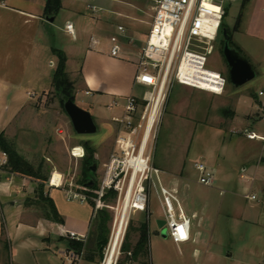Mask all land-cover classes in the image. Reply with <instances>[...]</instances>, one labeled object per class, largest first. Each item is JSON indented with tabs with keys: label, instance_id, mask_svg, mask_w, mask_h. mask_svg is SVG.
<instances>
[{
	"label": "rangeland",
	"instance_id": "1",
	"mask_svg": "<svg viewBox=\"0 0 264 264\" xmlns=\"http://www.w3.org/2000/svg\"><path fill=\"white\" fill-rule=\"evenodd\" d=\"M123 1L139 5L141 10H144L143 13L140 11L143 21L145 23L150 21L152 16L150 8L156 4V0ZM78 5L80 9L84 8L87 11L83 4ZM222 11L219 34L212 43V52L207 56L205 68L228 78L227 66L221 53V29L226 28L232 45L250 62L256 72V77L237 89L227 83L223 93L219 95L176 83L169 87L162 106V117L154 131L157 136V142L154 140L156 142L154 143V147L156 144L154 160L157 163L166 156L165 143L169 139L171 126L178 127V123L180 124L192 116L195 121H202L203 118L215 119L213 122L216 125L226 129L233 117L236 98L237 104H241L242 107L239 111H245L248 114L256 112L257 106L252 100L254 96L264 105V96H257L259 90H264V0H222ZM117 34L115 31V36L110 38L108 46L102 48L101 54H99L102 55L100 64L107 69V72L110 69L109 73H112L107 85L113 82L115 85H119L122 79L131 75L129 68L120 70L112 68L105 58L106 55H109L111 42L117 45L120 43ZM146 39L147 35L141 32L134 46L140 48L145 44ZM56 47L58 48L57 45ZM72 65L74 68L66 75L68 82L73 87L71 92L74 97L73 101L78 107L91 114L97 128L95 134L78 135L74 132L70 120L63 110V103L53 89L46 97L44 109H40V113L43 114L42 120L39 121L38 126H34L35 128L28 131L27 127L23 126L27 110L17 108L18 104L8 102L9 98L7 99L6 95H1L0 133L18 155L31 166L35 169L42 166L41 175L46 179L43 188L45 195L48 196L47 192L50 189L58 188V186H56L57 188L50 186V181L56 172L60 175L57 174L55 185H59L61 178L63 185L72 182L75 190L89 197L87 204L67 203L62 191L63 202L69 210L68 224L82 226L84 234L88 235L85 250H95L97 220L94 217H96V213L100 211L108 215L109 237L116 215L114 209L118 203L119 208L121 206L122 178L120 176L113 181L110 189L107 188L106 185L110 178H108L105 168L114 151L115 140L120 133L121 126L111 122V118L113 116L120 117L121 100L115 94L101 95L90 86L88 88L91 92L86 96L84 94L86 88H83L81 83L82 77L78 70V62H72ZM75 68L77 69L74 70ZM51 72L52 70L49 69L48 73ZM104 81L103 83L106 84ZM144 92L143 88L137 87L133 91V95L141 98ZM20 96L21 101L26 100L27 97V99H33L31 96H25L24 92H21ZM38 97H40L39 94L35 96L34 100L25 102H28L29 105L36 103ZM113 102H117L118 106H112ZM108 106L111 107L107 108ZM15 112H17L16 118L9 122L11 114ZM254 118L256 117L252 118V124L256 123ZM198 130L200 131L201 127H197ZM245 130H247L246 127L245 129L240 128L239 133L242 134ZM254 132L264 135V118L259 120ZM184 134L182 132L181 135ZM226 141L224 146L229 151L230 161L228 164L221 161L220 165L221 167L228 165L225 167L232 169L230 170L232 171L231 188H226L220 181L222 174L218 172L214 173L216 185L211 188L201 185L198 182V173L193 170L192 164L187 162L189 182L188 188L183 190V194L191 204V208L198 211V216L191 220V225L194 233H200L193 242L177 247L168 236L161 237L158 222L164 220V209L160 204L161 197L159 196L158 199L156 193L158 184L155 177H153L155 186L149 178L144 181V190L148 199L147 206L145 212H135L131 215L124 244L134 246L138 236L130 228L135 229L140 224H145L149 233L150 256L146 264H242V262L264 264V161H259L260 158H264V144L258 141H247L238 134H227ZM84 143L92 151L91 154L83 149ZM74 146L82 148L75 151V156L74 148H71ZM89 155L92 156V162H89L88 167L92 164L96 167L94 189H88L83 185V181L86 179L82 175L83 158ZM178 156L174 158L178 160ZM244 168L247 169L246 175L251 173L254 177L251 190H249L251 183L239 178V174ZM38 184L39 182L36 181L22 187L20 191L24 192V196L23 198L20 197L21 195L15 196L17 201L14 207H12L14 204L10 206L7 204V199L0 197V264H63L64 262L62 252L67 249V241L58 240L61 236L60 226L48 223L46 206L36 197L35 190ZM161 185L163 186L162 181ZM224 187L226 191L234 188L233 194L227 191V193L219 195V190ZM11 191L14 192V188ZM251 194H254L255 200H246L244 196ZM56 195L58 193L54 196ZM176 196L181 207H184L181 193ZM10 198L12 199V197ZM203 202H209V219H205L200 213ZM87 205L95 214L89 221L90 224L84 220L85 215L89 212ZM173 207L175 208L174 204ZM120 212L119 209L118 214H121ZM252 213L256 214L258 218L241 221L245 215L252 216ZM46 238L49 239L48 242L44 240ZM231 253L232 257H228L227 255ZM139 262L144 263L142 260H138L131 264H139Z\"/></svg>",
	"mask_w": 264,
	"mask_h": 264
},
{
	"label": "crops",
	"instance_id": "2",
	"mask_svg": "<svg viewBox=\"0 0 264 264\" xmlns=\"http://www.w3.org/2000/svg\"><path fill=\"white\" fill-rule=\"evenodd\" d=\"M1 1L4 2V6L0 5V100L2 99L1 95H6V98H9L8 102L18 104L17 108L27 110V117L23 124V126L27 127V131L39 125V121L42 120L43 116L40 113V109H44L46 97L52 90V77L58 62L57 57L53 54V50L59 51L65 56V71L68 74L74 68L72 62H78L82 86L86 88L85 92H89V94L91 90L88 86L101 95L115 94L122 101L129 96L134 97L133 91L137 87H141L145 91L147 90V88L134 83L138 59L144 47L143 45L137 48L134 45L141 32L147 35L152 18L151 16L150 21L145 23L142 19L143 15L140 16L144 10H141L139 5L123 0H59V10L56 13H47V0ZM78 4H83L86 10L87 5H95L101 8L102 11L96 14L87 12L88 10L85 11L84 8L80 9ZM154 6L150 8V11H152ZM51 19L53 21L50 22ZM119 27L122 28V31L118 30ZM67 28L72 29L71 34L66 32ZM115 31L118 33L116 36L120 40V43L117 45L111 42L110 46L111 48L116 46L119 49V54L117 57H112L109 51V55H106L105 58L109 61L112 68L118 70L129 68L131 75L122 79L119 85H115L114 82L107 85V81L112 73H109L110 69L107 72V69L100 64L102 55L99 54H101L102 48L108 46L110 38L115 36ZM93 68L96 69L93 70ZM49 69L52 70L51 73H48ZM21 92H24L25 96H31L33 99H27V97L26 100L21 101ZM34 94L35 96L39 94L40 97L37 98L36 103L29 105L25 101L34 100ZM252 100L257 106L256 112L248 114V112L239 111L241 104H237L236 98L233 117L226 129L216 125L213 122L215 119L209 120L208 118H203L202 121H195L190 116L188 120L180 122V124L178 123V127L176 125L170 127L169 139L165 143L166 156L160 159L158 163L154 160V150L151 164L159 171V180L162 181L165 188L174 191L176 195L181 193V200L184 204L182 210L191 220L198 216V211L191 208V204L188 203L183 194V190H187L189 182L187 162L192 164L195 172H197L194 168L195 163H203L212 171L213 184L209 186L210 188L216 185L214 178V173L216 172L222 174V180L220 181L223 182L225 187L231 188L232 171L230 170L232 169L225 167L228 165L222 167L220 165L221 161L224 164H228L230 161L228 157L229 151L224 146L227 142V134H238L247 141L261 142L259 140H248L245 137V133L254 132V128L257 127L259 120L264 118L263 103L255 97ZM110 107L108 106L107 108ZM16 114L17 112L11 114L9 122H12L16 118ZM119 116H122V110ZM254 116L256 117L254 118L256 123L252 124ZM113 118L118 117L113 116L111 122H113ZM175 120L177 119L175 118ZM197 127H201V130L197 131ZM245 127L247 130L240 134L239 129H245ZM182 132L185 134L181 135ZM71 148H74V156L76 150L82 149L79 146ZM177 152L179 153L177 154ZM177 155H179L178 160L174 158ZM259 161L263 162L264 158H260ZM246 170V168L241 170L239 178L250 182L249 190H251L254 177L251 173H249L250 175H246ZM57 174L59 173L55 172L54 176L52 175L53 178L50 183L52 186H58V188H52L47 193L48 197L53 201L62 222L61 224H57L48 221V223L58 225L60 229L63 228L77 234H84L82 226L68 224L67 216H69V210H67V205L63 202L61 190L63 181L60 178L59 185L54 184ZM31 182L35 183L36 181L18 174L4 175L0 171V197L7 199V204L10 206L14 204L12 206L14 207L17 201L15 196L21 195L20 197L23 198L24 192L20 190L25 185H31ZM225 187L219 190V195L227 193V191L233 194L234 188L226 191ZM12 188H14V192L11 191ZM217 188L214 189L218 190ZM53 191L55 194L58 193V195L54 196ZM252 195L254 194L250 196ZM244 197L246 198L247 195ZM246 200L248 199L246 198ZM208 205L209 202H203L200 209V213L205 219L210 218L208 214L210 208ZM87 209L89 212L85 215L84 220L90 224L89 221L93 218V211L88 205ZM249 214L245 215L244 219L241 218V221L258 218L254 213H252V216ZM193 233L191 225V240L189 242H193L196 240V236L200 235L198 232L194 233L195 235L192 238ZM59 238L58 240L61 241ZM44 240L49 241L47 238ZM186 243L180 245H185ZM180 245L176 246L179 247ZM227 256L232 257V253ZM242 264L248 263L242 262Z\"/></svg>",
	"mask_w": 264,
	"mask_h": 264
},
{
	"label": "built area",
	"instance_id": "3",
	"mask_svg": "<svg viewBox=\"0 0 264 264\" xmlns=\"http://www.w3.org/2000/svg\"><path fill=\"white\" fill-rule=\"evenodd\" d=\"M4 6V2H0ZM91 13L101 12L95 5H87ZM150 28L143 50L138 59L136 85L147 88L141 98L129 96L121 101L122 116L112 121L121 126L115 140L114 151L105 166L110 178L107 188L121 176V206L116 213L110 235L98 256L88 259L86 254L87 234H77L61 228V237L82 244L80 250L68 247L62 252L63 264H123V245L130 217L135 212H145L147 195L144 181L148 178L158 184L156 193L161 197L164 209L163 227L168 238L180 245L191 240V219L188 218L176 197V193L161 185L159 171L152 166L154 154V134L162 117V106L166 92L174 83L215 95L223 93L227 78L220 73L207 70V56L212 52V43L216 40L222 19V0H156L152 9ZM122 31V28H118ZM68 34L72 33L67 28ZM119 49L114 46L110 55L117 57ZM89 95V92H85ZM264 96V91L257 93ZM112 106H118L113 102ZM150 119L152 122L149 127ZM248 140H259L264 144V135L254 132L245 133ZM7 163V155L0 153V171ZM198 182L206 187L213 184V173L203 163H195ZM51 187L52 186L50 183ZM155 186V184H154ZM61 190L67 203L87 204L89 197L73 188L72 182L62 184ZM130 190V191H129ZM129 191V200L126 196ZM255 200V196H247ZM175 205V208L173 207ZM120 213L118 214V210ZM120 215V216H119ZM119 216V217H118Z\"/></svg>",
	"mask_w": 264,
	"mask_h": 264
},
{
	"label": "trees",
	"instance_id": "4",
	"mask_svg": "<svg viewBox=\"0 0 264 264\" xmlns=\"http://www.w3.org/2000/svg\"><path fill=\"white\" fill-rule=\"evenodd\" d=\"M59 2H60L59 0H47V5H46L47 13L49 12L56 13L60 7ZM230 45L234 47L231 43V37H230ZM53 54L57 57L58 62H57L55 71L53 73L51 87L57 93L62 103H64V101L67 99H71L73 101L74 97L71 95L73 87L68 82L67 75L65 72V56L63 55V53L56 51V50H53ZM227 83H229L228 78H227ZM83 149L87 153L88 152L90 154L92 153V151L90 150V148L88 147L86 143L83 144ZM0 152H3L7 155V163L6 165L2 167L3 174L4 175L18 174V175L25 176V177L31 178L39 182L37 189L35 190V193L37 194L36 196L37 199L39 201H42L46 206L47 220L53 223L61 224L62 219L53 201L47 195H45L43 191L44 182L46 179L41 175L40 170L42 166L40 165L35 169L26 160L21 158L16 152V150L10 144H8V142L4 140L2 133H0ZM90 161L92 162L91 155L83 158L82 175L83 177H86V179H84L83 181V185H85L89 181L90 166L88 167V165ZM94 218L95 220H97L96 227H95V232H96L95 247L96 248L95 250H86L88 259H92L94 256H98L102 250V247L106 244L108 240L107 239L108 238L107 223L109 221L108 215L104 212L98 211L96 213V217ZM130 230H132L133 232L137 234L138 239L136 241V244L132 247L126 243L123 245V248H122L123 258L121 262L123 264H131V263L137 262L138 260H142L144 263L139 262V264H146L148 260L150 259L149 249H148V241H149L148 228L145 224H140L139 227L135 229L130 228ZM59 239L66 240L61 237ZM66 241H67L68 247H72L76 250H80L82 248V244L80 243H76V242L68 241V240Z\"/></svg>",
	"mask_w": 264,
	"mask_h": 264
},
{
	"label": "water",
	"instance_id": "5",
	"mask_svg": "<svg viewBox=\"0 0 264 264\" xmlns=\"http://www.w3.org/2000/svg\"><path fill=\"white\" fill-rule=\"evenodd\" d=\"M53 21L52 19L50 22ZM222 36V57L228 70V80L232 87L240 88L252 81L256 77V72L250 62L234 47L230 45V36L226 28L221 29ZM65 114L70 120L74 132L78 135H91L97 132V128L89 112L78 107L71 99L63 103ZM91 172L96 171L94 164L90 167ZM88 189L95 187V178L89 177L85 184ZM163 222H158V228L161 231V237L166 238L167 232L162 229Z\"/></svg>",
	"mask_w": 264,
	"mask_h": 264
},
{
	"label": "bare ground",
	"instance_id": "6",
	"mask_svg": "<svg viewBox=\"0 0 264 264\" xmlns=\"http://www.w3.org/2000/svg\"><path fill=\"white\" fill-rule=\"evenodd\" d=\"M151 122H152V119H150L149 127H150ZM129 191H130V190H129ZM129 191H128L127 196H126V200H125L126 203H127L128 200H129Z\"/></svg>",
	"mask_w": 264,
	"mask_h": 264
},
{
	"label": "flooded vegetation",
	"instance_id": "7",
	"mask_svg": "<svg viewBox=\"0 0 264 264\" xmlns=\"http://www.w3.org/2000/svg\"><path fill=\"white\" fill-rule=\"evenodd\" d=\"M91 166H92V165H91ZM91 166H90V167H91ZM95 172H96V171H95ZM95 172L93 173V172H91V170H90V174H91L90 177H94Z\"/></svg>",
	"mask_w": 264,
	"mask_h": 264
}]
</instances>
